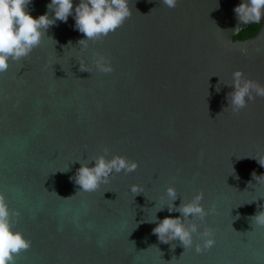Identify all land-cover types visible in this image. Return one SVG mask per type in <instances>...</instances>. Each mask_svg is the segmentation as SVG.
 <instances>
[{
    "label": "water",
    "instance_id": "95a60500",
    "mask_svg": "<svg viewBox=\"0 0 264 264\" xmlns=\"http://www.w3.org/2000/svg\"><path fill=\"white\" fill-rule=\"evenodd\" d=\"M50 2L32 0L28 10L39 17ZM242 2L130 0L131 17L87 50L73 12L9 62L0 74V192L20 212L14 229L32 242L16 264H264V227L251 221L264 211V177H253L264 175V98L238 114L227 99L237 69L264 85V17L253 37L235 39L248 27L234 31ZM96 53L114 71H98ZM101 154L139 166L62 199L80 190L81 163L94 166ZM170 185L177 207L200 191L215 207L198 221L214 230L211 249L195 251L198 233L188 249L153 234L166 216H181L167 210Z\"/></svg>",
    "mask_w": 264,
    "mask_h": 264
},
{
    "label": "clouds",
    "instance_id": "9594fccd",
    "mask_svg": "<svg viewBox=\"0 0 264 264\" xmlns=\"http://www.w3.org/2000/svg\"><path fill=\"white\" fill-rule=\"evenodd\" d=\"M31 2L32 0H0V74L8 70L10 61H20L29 56L33 49L42 43L47 30L57 21L67 22L73 12L75 27L84 35V38L78 41L83 50H87L88 41H101L115 32L133 13V9L129 7L130 0H80L75 8L74 0H51L47 5L48 12L35 17L28 10ZM161 2L168 8H175L178 0H161ZM234 11L238 18L235 32L241 29L239 27L241 23L248 26L260 25L264 17V0H243ZM51 12H54V16L50 15ZM93 62L100 72L114 71L110 58L103 54H94ZM80 70L89 71L81 62ZM231 84H234V91L228 93V107H231L236 114L245 109L250 101L254 102L256 97L264 98V85L245 77L242 69L233 72ZM218 85L217 91L220 90ZM109 151V148H104V153ZM257 159L261 165H264V159ZM92 160L95 161L94 166H89L90 161L81 163V167L73 177L75 183L80 186L79 191L66 198L59 196L55 191L52 192L62 199H68L80 191H96L102 184L109 183L116 174L122 171L131 173L139 166L138 161L129 160L120 154L114 155L111 159L101 154L92 157ZM258 176L264 177L253 173L256 180ZM131 191L135 196L144 193L143 187L139 185H132ZM178 196L176 187L170 185L166 190L167 210L180 212L181 216H166L156 224L153 234L158 236L161 243L178 239L185 249H188L194 244V234L198 233L201 242L195 243V251L201 253L211 249L216 243L214 230L211 227H204L203 231H200L201 224L198 221L202 222L208 215L214 213L215 207L205 208L202 203L203 191L189 201L183 199L177 207L174 202ZM163 209L164 207H160L157 212ZM14 216L18 222L19 210L13 211L5 193L0 192V264H16V257L31 247V240L22 231L14 229ZM156 220L157 217L153 222ZM251 221L252 224L264 227V211L257 212L251 217ZM175 247L176 245L173 244L172 248Z\"/></svg>",
    "mask_w": 264,
    "mask_h": 264
},
{
    "label": "trees",
    "instance_id": "16d2710c",
    "mask_svg": "<svg viewBox=\"0 0 264 264\" xmlns=\"http://www.w3.org/2000/svg\"><path fill=\"white\" fill-rule=\"evenodd\" d=\"M259 27H260L259 25H250L249 28H248V30H247L246 32H244V33H241V32H240V33L235 37V39H236V38H242V37L249 36V35H253V34H255V33L258 32Z\"/></svg>",
    "mask_w": 264,
    "mask_h": 264
},
{
    "label": "flooded vegetation",
    "instance_id": "af4514ba",
    "mask_svg": "<svg viewBox=\"0 0 264 264\" xmlns=\"http://www.w3.org/2000/svg\"><path fill=\"white\" fill-rule=\"evenodd\" d=\"M249 26H250V25H249ZM249 26H248L247 28L243 29V30L240 31V32H241V33L246 32V31L248 30ZM240 32H239V33H240ZM239 33H238V34H239ZM255 34H256V33H255ZM255 34H253V35H249V36H245V37H242V38H236V39H240V40H242V39H247V38L253 37Z\"/></svg>",
    "mask_w": 264,
    "mask_h": 264
}]
</instances>
